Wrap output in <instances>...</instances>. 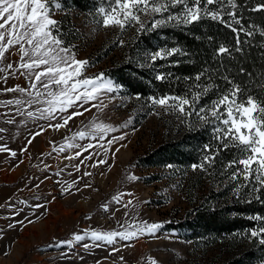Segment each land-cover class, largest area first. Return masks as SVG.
Masks as SVG:
<instances>
[{
    "label": "rangeland",
    "instance_id": "obj_1",
    "mask_svg": "<svg viewBox=\"0 0 264 264\" xmlns=\"http://www.w3.org/2000/svg\"><path fill=\"white\" fill-rule=\"evenodd\" d=\"M61 16L57 13L54 18ZM70 19L82 34L75 52L77 59L89 61L87 76H106L112 63L136 59L126 54L135 30L121 33L118 28H103L91 17L74 12ZM135 52L142 57L143 67H151L149 53L141 55L140 49ZM103 53L109 54L96 63L97 54ZM18 59V55H12L6 62ZM17 85L27 86L19 73L10 75L6 83L0 80V102L19 98V93L3 91ZM136 97L121 87L103 97L106 107L93 108L59 130L48 127L47 120L18 114L15 105L0 106V128L6 129L0 132V147L10 150L0 152V264H150L152 260L156 264H221L227 259V248L216 246L197 252L177 232L167 229L169 223L191 211L207 189H219L221 183L209 181L210 173L204 172L205 177L192 196L186 194V185L179 183L178 168H152L142 162L137 165L138 158L165 142L179 140L189 128L182 123L183 117L153 106L149 97ZM92 122L117 130L103 134L104 139H76L74 143L81 146L95 145L77 157L82 147H67L66 138L78 131H90L86 126ZM38 131L41 134L33 139ZM121 136L123 139H113ZM62 145L63 152L53 150ZM11 152H16V156ZM89 155L92 159H85ZM100 160L106 163H98ZM197 171L203 172L190 168V172ZM156 174L161 176L158 182L146 183ZM133 176L136 179H129ZM115 196H120L119 203L113 200ZM104 205L108 206L107 211ZM141 221L161 223L163 227L155 235L145 234L130 241L118 239L113 245L86 238L71 247L55 246L71 240L74 234L123 231L122 226ZM85 243L91 247L85 248Z\"/></svg>",
    "mask_w": 264,
    "mask_h": 264
},
{
    "label": "snow or ice",
    "instance_id": "obj_2",
    "mask_svg": "<svg viewBox=\"0 0 264 264\" xmlns=\"http://www.w3.org/2000/svg\"><path fill=\"white\" fill-rule=\"evenodd\" d=\"M240 7L243 5L238 4L237 0H97V6L90 14L99 17L96 23L100 27L118 28L121 33L135 30L137 35L164 27L190 29L204 21H211L234 34V44L220 43L214 53L217 57H231L233 52L242 53V43L248 42L241 40V34L247 38L254 37L258 32L264 37V28L243 23V15L238 13ZM67 10L66 0H0V74H3L0 80L6 83L10 75L14 77L19 73L27 82L26 87L17 85L3 89L4 92L19 93L20 96L0 102V106L15 105L18 114L33 120H47L50 122L48 127L54 130L67 127L69 121L93 108L106 107L103 97L118 92L122 87L104 73L92 77L85 74L89 61L77 59L73 50L75 46L66 45L63 39L61 21L54 18L57 13L66 14ZM250 10H264V0ZM208 39L211 41L213 37L209 36ZM120 43L123 44V41ZM12 55H18V61L6 62ZM175 55L188 56L189 53L180 46L162 47L149 53L148 60L155 63ZM240 71L243 73L244 69ZM171 76V73H158L155 79L164 82ZM216 79L205 68L194 76L183 78L186 84L183 93L154 95L148 99L153 106L183 117L182 123L189 130L211 128V139L203 144L202 159L192 165L193 170L208 172L209 169L215 170L219 163L220 174L233 183L238 200L249 204L255 200L264 204V82L257 83L258 92L254 93L234 82L227 74L218 77L225 82V87L218 84ZM136 99L140 97L137 95ZM25 105L33 110L27 111ZM57 120L60 122L51 123ZM8 123L14 121L9 120ZM86 127L90 131H78L66 138L69 141L67 147H82V151L76 153L77 157L95 145L81 146L74 143L76 139H104L103 134L117 130L96 122ZM4 131L6 129L0 128V132ZM40 134L36 132L33 139ZM53 150L63 152L65 146ZM9 151L7 146L0 147V152ZM222 153H229L230 158L224 159ZM11 155L16 156V152H11ZM85 159H92V155ZM98 163L106 161L100 160ZM241 191H244L243 197L240 196ZM113 200L119 203L120 196L113 197ZM107 207L104 205L105 211ZM247 219L257 222V226L245 235L264 246V215H252ZM122 227L123 231L93 230L74 234L71 240L61 241L55 246L71 247L74 242L86 238L113 245L118 239L130 241L145 234L155 235L163 224L141 221ZM84 247L91 245L85 243ZM150 264H156V261L152 260ZM261 264H264V259Z\"/></svg>",
    "mask_w": 264,
    "mask_h": 264
},
{
    "label": "trees",
    "instance_id": "obj_3",
    "mask_svg": "<svg viewBox=\"0 0 264 264\" xmlns=\"http://www.w3.org/2000/svg\"><path fill=\"white\" fill-rule=\"evenodd\" d=\"M243 5L238 13L243 15L245 25L255 24L264 28V10L253 12L250 9L261 0H237ZM67 13H62L61 30L66 45H76L82 38L81 31L71 22L70 13L83 14L96 22L97 16L90 13L97 6V0H66ZM213 39L209 41L208 37ZM200 37V39H196ZM243 52H233L231 57L215 56V49L220 43L232 45L235 43L234 34L220 24L204 21L190 29L164 27L155 32L137 35L136 31L129 38L127 52L130 57L136 58L133 62L123 60L112 63L106 71L116 83L127 90L129 95H138L140 99L159 96L162 94H181L186 88L184 77L194 76L205 68L213 75L216 82L222 87L227 86L218 79L221 74H227L234 82L241 84L250 92H258L256 85L264 82V37L258 32L254 37H244L241 34ZM180 46L188 56L175 55L166 60H157L151 67H143V59L136 54L151 53L162 47ZM109 53L97 54L96 63ZM178 62V64L176 63ZM244 69L241 73L240 69ZM158 73H171L169 80L164 82L155 79ZM250 74V75H249ZM177 77L179 79H177ZM189 130V129H188ZM186 130L177 141L165 142L146 156L136 160L137 165L152 168H161L171 165L174 170L181 172L180 184L186 185V194L195 196L205 174L204 172H190L193 164H198L202 158V146L211 139V128H201L196 131ZM224 159H229V153H222ZM219 159V158H218ZM173 170V169H171ZM209 181H220V188H209L206 194L198 198L197 204L184 217L172 221L167 229L175 231L188 243L192 244L197 252H205L208 248H227L228 257L221 264H261L264 259V246L255 239L248 238L245 233L254 229L257 222L247 219L252 215H264V204L253 200L252 203H243L236 198L233 183L220 174L219 163L215 170L209 169ZM161 176L155 175L146 183L158 182ZM240 196H244L241 191ZM210 204V205H208ZM211 204L213 206H211ZM151 205V204H150ZM241 244H244L243 246Z\"/></svg>",
    "mask_w": 264,
    "mask_h": 264
},
{
    "label": "crops",
    "instance_id": "obj_4",
    "mask_svg": "<svg viewBox=\"0 0 264 264\" xmlns=\"http://www.w3.org/2000/svg\"><path fill=\"white\" fill-rule=\"evenodd\" d=\"M22 137H23V136H20V138H22ZM22 140H23V139H20V141H19V142H20V143H21V142H23ZM16 142H18V141H16Z\"/></svg>",
    "mask_w": 264,
    "mask_h": 264
},
{
    "label": "bare ground",
    "instance_id": "obj_5",
    "mask_svg": "<svg viewBox=\"0 0 264 264\" xmlns=\"http://www.w3.org/2000/svg\"><path fill=\"white\" fill-rule=\"evenodd\" d=\"M82 203H83V202H82ZM139 244H140V243H139ZM139 244L136 245V248L138 247Z\"/></svg>",
    "mask_w": 264,
    "mask_h": 264
}]
</instances>
